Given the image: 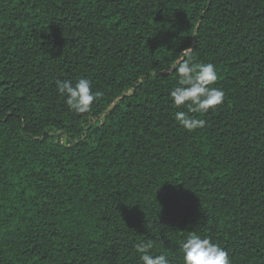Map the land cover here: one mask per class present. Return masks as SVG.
<instances>
[{
    "label": "trees",
    "instance_id": "trees-1",
    "mask_svg": "<svg viewBox=\"0 0 264 264\" xmlns=\"http://www.w3.org/2000/svg\"><path fill=\"white\" fill-rule=\"evenodd\" d=\"M187 47L225 92L192 132ZM81 77L86 113L55 84ZM192 232L264 264V0H0V264H183Z\"/></svg>",
    "mask_w": 264,
    "mask_h": 264
},
{
    "label": "clouds",
    "instance_id": "clouds-1",
    "mask_svg": "<svg viewBox=\"0 0 264 264\" xmlns=\"http://www.w3.org/2000/svg\"><path fill=\"white\" fill-rule=\"evenodd\" d=\"M193 49H183L180 56L174 60L172 67L165 71L175 70L177 86L169 92L171 102L178 109L181 106L187 111L179 110L174 115L175 121L188 132L205 126V121L192 113H206L221 105L225 99L222 88L214 86L218 80L216 66L210 62H198L192 57ZM57 92L65 97V104L76 113H86L91 110L95 101L101 95L93 91L90 79L81 77L75 83L71 80L55 81ZM140 254L142 264H171L166 253L153 254L151 241L140 242L135 245ZM183 264H231L227 250L220 244L213 243L208 237H201L192 232L181 244Z\"/></svg>",
    "mask_w": 264,
    "mask_h": 264
}]
</instances>
